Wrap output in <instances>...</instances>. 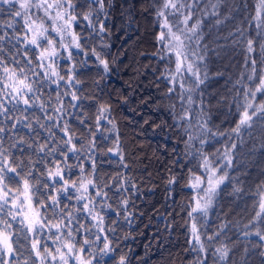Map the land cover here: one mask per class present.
<instances>
[{
    "label": "trees",
    "instance_id": "1",
    "mask_svg": "<svg viewBox=\"0 0 264 264\" xmlns=\"http://www.w3.org/2000/svg\"><path fill=\"white\" fill-rule=\"evenodd\" d=\"M72 2L78 16L87 11L86 7H80L86 0ZM105 2L107 4L108 0ZM207 2L208 0H203V3ZM258 2L259 0H223L219 8L220 16L205 18L203 40L200 48L196 50L198 54L205 56L200 67L201 78L205 72L208 78L191 93L169 82L170 77L175 74V57L169 55L167 49L158 41L162 20L157 17L154 5L158 6L159 0H113L114 7L110 9L111 20L106 24L111 32L103 39L90 34L87 22L78 20L74 28L81 37L80 43L86 51L90 47L96 48L109 60L111 67V73L100 79L103 70L98 66L95 57L91 54L87 57L78 55L77 50H73L72 63L80 69L76 73V78L81 81L76 86V94L83 98L80 101H72L70 96L63 95L68 90L64 81L57 86L43 77V72L47 69L35 68V48L29 46L31 50L25 49L23 42H17L15 39L9 41L6 38L0 42V49H3L0 56H3L9 67L13 66V56L19 61L17 68L25 65L29 58L32 59L31 67L40 72L41 76L35 77L31 71L27 74L30 79L43 82L39 94L42 100L48 101V114L56 115L53 109L57 106L56 95L59 91L64 108L68 110L65 118L76 135L83 138L85 146L88 144L86 128H91L95 136V150L90 154L81 153V161L84 167L83 176L88 177L91 172V155L95 160L97 183L101 186L109 185L103 189L108 193L107 203L112 205L111 209L105 208L102 212L106 233L98 232L94 227L96 222L86 218V214L81 212L76 215L84 228L90 229L84 232V235L90 240H93L96 234L101 236V241L95 244L97 251L102 246L105 234L112 241L115 251L108 256L98 255L93 264H119L121 255L127 256V264H195L197 257H202L203 254L198 252V245L191 233L192 220L188 212L197 193L190 187L189 178L193 174L206 175L201 167L202 157L198 151L201 147L205 154L212 156L215 153L221 157L218 161L220 163L223 162L226 147L232 143L237 145L232 152V166L223 169L228 172L229 179L218 189L206 220L198 213L193 216L202 239L218 231L221 225H227L221 235L213 241L215 247H219L222 241L232 249L227 264H264V257L260 255L264 252V246H260L264 245V242L254 234L244 235L246 231L255 232L256 225L247 228L245 225H248L259 211L261 192L264 191L261 187L264 183V124L257 123L253 129L242 132V139L231 133L237 121L234 97L241 87L236 82L242 75L246 77L250 72V67H246L244 63L247 54L243 42L233 44L235 37L231 34L236 33L238 36L236 30L240 28L245 35L257 40V32L264 35V22L254 19ZM218 18L223 22L217 25L215 20ZM7 20L5 6L4 13L0 14V25ZM169 20L172 21L173 18L169 17ZM257 23H261L260 29L256 28ZM16 31H21L20 22L16 24ZM4 32H7L9 37L14 34L12 29L0 26V34ZM204 45H207V48H204ZM25 51L28 52L27 57L23 54ZM161 56L164 58L161 59ZM81 60H86V68H80ZM68 66L69 61L66 59L57 61V71L61 75L65 74ZM256 67L259 75V59ZM181 78L184 79L186 87L195 88L189 74L177 76V79ZM3 82V68L0 67V84ZM170 87L175 88L171 93ZM182 92L183 99L180 98ZM189 95L194 101L191 105L187 103ZM101 103L111 105V112L106 115L115 122L116 131H112V125L107 120H102L100 127L96 128L95 117ZM71 104H78L79 107L69 108ZM8 107L11 108V105ZM185 111L189 113L190 119L185 117ZM33 113L35 117H39L40 122L46 125L52 123L46 120L44 111L38 107L30 108L25 115L32 118ZM81 114L86 117L85 124H80L76 118L81 117ZM208 116L211 117L208 127L217 133L215 137L205 136L201 129L204 119ZM32 122L33 127L40 133L38 142H43L48 133L40 129L34 119ZM12 123L11 120L4 121L0 118V126H10ZM15 131L26 139L34 135L20 125H17ZM52 131L56 139L63 135L56 128ZM220 132L227 135L221 136ZM3 135L4 146L9 148L14 158L32 156L35 168L43 172L44 164L39 163L43 154L35 155L27 148L22 154L17 148L11 147L16 138L9 140L8 137L13 133L6 132ZM190 135L194 137L191 144L188 142ZM200 139H206L207 143L201 146ZM117 143L118 151L115 150ZM77 146L79 147V144ZM109 148L114 151L108 152ZM52 159L48 157L47 161ZM68 163L74 165L71 157ZM72 172L73 178H79L78 168L73 166ZM37 174L34 172V175ZM172 178H175V183L169 184ZM69 195L73 198L69 200L62 197L61 207L67 204L69 208H79L83 201L78 203L74 198L76 194L71 189ZM125 197L129 200L131 223L124 219L127 213L120 207V201ZM100 199L96 197L97 201ZM48 214L51 215V210ZM261 219L264 221V216ZM14 227L19 228L18 225ZM259 227L264 232V223ZM110 228L114 229V232L107 231ZM41 239L43 242L47 236ZM76 239L80 241L81 237L78 235ZM21 240L23 242L22 237ZM48 243L54 247L51 240ZM205 246L208 248V259L204 264H214L215 258L211 254L213 249L206 240ZM85 247L87 254V246ZM28 255L29 252L24 250L21 260Z\"/></svg>",
    "mask_w": 264,
    "mask_h": 264
},
{
    "label": "snow or ice",
    "instance_id": "2",
    "mask_svg": "<svg viewBox=\"0 0 264 264\" xmlns=\"http://www.w3.org/2000/svg\"><path fill=\"white\" fill-rule=\"evenodd\" d=\"M222 3L223 0H215L214 3L212 0H208L207 3H203V0H159V5H154L157 17L162 20L158 41L167 49L169 55L175 57V74L170 77L169 82L174 86L178 85L185 92L191 93L198 89L208 78L207 72L201 78L200 67L205 56L198 54L196 49L200 48L203 40L205 18L219 17V8ZM5 6L8 20L0 26L12 29L14 34L11 37L7 32L0 34V42L5 41L6 38L9 41L15 39L17 42H23L25 49H29V46L35 48L37 50L35 68L47 69L43 72V77L57 86L61 81H64L68 89L63 93L64 96H70L72 101L83 99L76 94V86L81 81L76 78V73L80 69L75 63H72L73 50H77L78 55L82 54L87 57L91 54L95 57L98 66L103 70L100 79H104L111 73L109 60L104 58L96 48L90 47L87 51L85 50L80 43V35L74 31V24H77L78 20L87 22L90 34H95L101 39L105 35H110L111 29L106 27V24L111 20L110 9L114 7L113 0H108L107 4L105 0H86L80 7H86L87 11L80 13L79 16L76 14L72 0H0V14L4 13ZM41 12L42 16L39 15ZM169 17H172L173 20L170 21ZM254 19L264 22V0H259L256 4ZM17 22H20L21 31L19 32L16 31ZM222 22L219 18L215 20L217 25ZM256 28L260 29L261 23H257ZM236 31L239 35L231 34L235 37L232 43L243 42V48L247 54L244 63L246 67H250L247 76L242 75L241 79L237 80L236 83L241 87L234 97L237 121L231 129V133L235 134L238 139H242V132L253 129L257 123L264 124V35L257 32V40L245 35V32L240 28H237ZM50 33L56 34L58 42ZM65 37L68 38L67 43L64 42ZM87 39L86 37L85 40L87 41ZM204 48H207V45H204ZM254 53L255 55H252ZM23 54L25 57L28 56L27 51ZM60 59L69 61L64 75L57 71V61ZM258 59L261 65L259 75H257L256 67ZM12 60L13 66L9 67L3 56H0V67L3 68L4 79V82L0 84V118H3L4 121H13L10 126H0V264H29L30 260L31 264H93L98 255L108 256L115 251L107 234L104 235L102 246L97 251L95 244L97 241H101V236L96 234L94 239L90 240L87 235H84L83 233L90 229H85L76 215L81 212L86 214V218H91L96 222L94 227L98 229V232L106 233V229L103 227L102 212L105 208L111 209L112 205L107 203L108 193L103 189L109 185L101 186L97 183L95 160L91 155H89L91 172L88 177L83 176L84 167L81 161V153L88 152L90 154L95 150V136L91 128H86L88 144L85 146L83 138L76 135L69 126L68 119L65 118L68 110L64 108L59 91L56 95L57 106L53 109L56 115L48 114L46 111L48 101L42 100L39 94L43 82L32 80L27 74L28 71H31L33 76H41L40 72H36L31 67L32 59L29 58L26 64L19 68L16 66L19 65V61L15 56L12 57ZM79 63L80 68L88 66L86 60H81ZM183 73L189 74L195 88L186 87L183 78L177 79V76H182ZM174 90V87H170L169 93ZM180 98H184L183 92ZM193 102L189 95L187 103L191 105ZM201 104H203V100H201ZM8 105H11V108ZM32 107H38L44 111L46 120L52 123L46 125L40 122L39 117H35L34 113L32 118L25 115ZM77 107H79L78 104L69 105V108ZM110 112V104L101 103L99 105L95 117L97 129L102 120H107L112 125V131H116L115 122L108 119L106 115ZM15 113L20 115L17 116ZM184 115L190 119L187 111ZM76 118L79 119L80 124H85L86 117H83V114ZM33 119L40 129H44L48 133V137L43 142H38L37 138L40 133L33 127ZM210 119V116L204 119L201 129L205 136L215 137L217 133L212 132L208 127ZM17 125L29 129L34 135L26 139L15 131ZM53 128L58 129L63 135L56 139L55 133L52 131ZM6 132L13 133L8 139L16 138L11 147L17 148L20 153L23 154L27 148L35 155L43 154L39 160V163L44 164L43 172H39L35 168L32 156L13 157L9 148L4 146L5 137L3 134ZM219 135L227 134L220 132ZM193 139L194 137L191 135L188 136L189 144ZM206 143V139H200L201 146ZM236 148V143L226 147L223 153V162L220 163L218 161L221 160V157L216 156L215 153L209 156L203 152L202 147L198 150L202 157L201 167L206 175L193 174L189 178L190 187L200 193L199 198L194 197V203L188 212L192 220V236L198 245V252L203 254L202 257H197L195 264H204L208 259L205 240L213 249L211 254L215 258L214 264H227L230 259L232 249L228 244L221 241L219 247L213 245V241L221 235L227 225H221L218 231L202 239L193 214L198 213L206 220L218 194V189L229 179L228 172L223 169L232 166L234 159L232 152ZM118 149L117 143L115 150L118 151ZM113 151V148L108 149V152ZM48 157L53 159L47 161ZM70 157L74 161V165L68 163ZM121 159H123L122 156ZM73 166L79 169V178H73ZM34 172L38 174L34 175ZM172 183H175V178L169 180V184ZM132 187L134 188L135 185L133 184ZM261 187L264 188V183ZM70 189L76 194L74 198L78 203L83 201L79 208L72 209L67 204L61 207L62 197L69 200L73 198L69 195ZM235 191H239V189H235ZM96 197L101 199L97 201ZM128 204L127 197L120 201V207L127 213L124 217L125 220H129L132 215ZM258 207L259 211L256 212L253 220L245 225L246 228L256 225L255 232L246 231L244 235L254 234L261 242H264V232L259 227L261 223H264L261 219L264 216V191L261 192V202ZM49 210H51V215L48 214ZM129 223H131L130 220ZM14 225H18L19 228H15ZM107 231L114 232V229L110 228ZM78 235L81 237L80 241L76 239ZM45 236L47 239L42 242L41 238ZM49 240L54 247L49 246ZM85 246H87V254ZM24 250H27L29 255L21 260ZM260 255L264 257V252H261ZM119 264H127L126 255L119 257Z\"/></svg>",
    "mask_w": 264,
    "mask_h": 264
},
{
    "label": "rangeland",
    "instance_id": "3",
    "mask_svg": "<svg viewBox=\"0 0 264 264\" xmlns=\"http://www.w3.org/2000/svg\"><path fill=\"white\" fill-rule=\"evenodd\" d=\"M39 15L40 16H42L43 15V13L41 12V13H39ZM74 26H75V24H74ZM74 31H75V28H74ZM76 32V31H75ZM51 34V36L54 38V39H56L57 40V42H58V38L56 37V34L55 33H50ZM65 43H67L68 42V38L67 37H65V41H64ZM195 191H196V198H199V195H200V193H198V191L195 189Z\"/></svg>",
    "mask_w": 264,
    "mask_h": 264
}]
</instances>
